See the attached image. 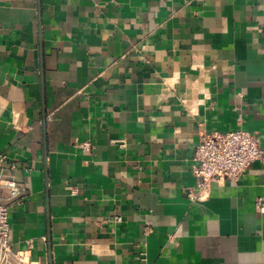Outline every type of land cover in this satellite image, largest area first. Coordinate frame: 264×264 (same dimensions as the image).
<instances>
[{
	"label": "crops",
	"instance_id": "obj_1",
	"mask_svg": "<svg viewBox=\"0 0 264 264\" xmlns=\"http://www.w3.org/2000/svg\"><path fill=\"white\" fill-rule=\"evenodd\" d=\"M237 130L264 155V0H0L9 240L31 264H264V160L188 197L199 132Z\"/></svg>",
	"mask_w": 264,
	"mask_h": 264
},
{
	"label": "built area",
	"instance_id": "obj_2",
	"mask_svg": "<svg viewBox=\"0 0 264 264\" xmlns=\"http://www.w3.org/2000/svg\"><path fill=\"white\" fill-rule=\"evenodd\" d=\"M79 147L84 151L91 148L87 142ZM258 160H264L263 151L249 131H200L191 166V173L197 180L196 189H189L188 197L191 200L205 199L211 183L236 182ZM15 169L7 155L0 154V264H31L27 253L13 250L9 240L10 206L23 194V187L14 176ZM257 208L264 213V197L257 200Z\"/></svg>",
	"mask_w": 264,
	"mask_h": 264
}]
</instances>
